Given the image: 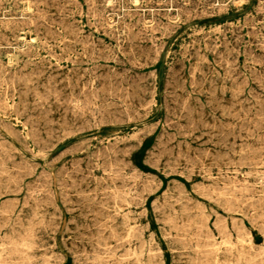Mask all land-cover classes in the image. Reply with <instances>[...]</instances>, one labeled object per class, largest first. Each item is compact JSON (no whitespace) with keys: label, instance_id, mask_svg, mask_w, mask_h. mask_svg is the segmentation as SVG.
I'll list each match as a JSON object with an SVG mask.
<instances>
[{"label":"rangeland","instance_id":"rangeland-1","mask_svg":"<svg viewBox=\"0 0 264 264\" xmlns=\"http://www.w3.org/2000/svg\"><path fill=\"white\" fill-rule=\"evenodd\" d=\"M47 1L0 0V264H264V0Z\"/></svg>","mask_w":264,"mask_h":264},{"label":"bare ground","instance_id":"bare-ground-1","mask_svg":"<svg viewBox=\"0 0 264 264\" xmlns=\"http://www.w3.org/2000/svg\"><path fill=\"white\" fill-rule=\"evenodd\" d=\"M43 1V0H42ZM47 1V0H46ZM63 1V0H62ZM95 1V0H94ZM147 1V0H146ZM150 1V0H149ZM159 1V0H158ZM168 1V0H167ZM185 1V0H184ZM207 1V0H206ZM205 1V2H206ZM262 1V0H261ZM40 2V1H39ZM38 2V3H39ZM48 2V1H47ZM60 2V1H59ZM68 2H70V1H68ZM74 2V1H73ZM106 2V1H105ZM152 2V1H151ZM6 3V2H5ZM30 3H31V1H30ZM36 3V2H35ZM42 3V2H41ZM169 3V2H168ZM185 3V2H184ZM207 3H209V2H207ZM2 5H3V3H1ZM37 4V3H36ZM65 4V3H64ZM94 4V3H93ZM107 4V3H106ZM166 4V3H165ZM181 4V3H180ZM183 4V3H182ZM181 4V5H182ZM195 4V3H194ZM67 5V4H66ZM71 5V4H70ZM103 5V4H102ZM179 5V4H178ZM259 5V4H258ZM264 5V4H263ZM24 6V5H23ZM32 6V5H31ZM69 6V5H68ZM93 6V5H92ZM123 6V5H122ZM9 7V6H8ZM28 7H29V5H28ZM60 7V6H59ZM118 7H120V6H118ZM159 7V6H158ZM183 7V6H182ZM191 7V6H190ZM262 7V6H261ZM103 8V7H102ZM178 8V7H177ZM194 8V7H193ZM238 8V7H237ZM29 9V8H28ZM188 9V8H187ZM200 9V8H199ZM214 9V8H213ZM217 9H218V7H217ZM92 10V9H91ZM182 10V9H181ZM181 10H180V12H181ZM190 10V9H189ZM188 10V11H189ZM256 10V9H255ZM261 10V9H260ZM14 11V10H13ZM38 11V10H37ZM44 11V10H43ZM191 11V10H190ZM4 12V11H3ZM41 12V11H40ZM118 12V11H117ZM144 12V11H143ZM149 12V11H148ZM147 12V13H148ZM153 12V11H152ZM159 12V11H158ZM185 12V11H184ZM200 12V11H199ZM258 11H256V13H257ZM34 13V12H33ZM45 13H47V12H45ZM105 13V12H104ZM186 14H187V12H185ZM204 13H205V8H204ZM74 14V13H73ZM89 14V13H88ZM102 14V13H101ZM131 14V13H130ZM181 14V13H180ZM190 14V13H189ZM188 14V15H189ZM213 14V13H212ZM53 15V14H52ZM81 15V14H80ZM90 15V14H89ZM134 15V14H133ZM144 15V14H143ZM153 15V14H152ZM161 15V14H160ZM184 15V14H183ZM192 15V14H191ZM203 15V14H202ZM248 15V14H247ZM252 15V14H251ZM264 15V14H263ZM41 16V15H40ZM70 16V15H69ZM103 16V15H102ZM136 16V15H135ZM138 16H140L139 15V13H138ZM195 16V15H194ZM37 17V16H36ZM93 17V16H92ZM119 17V16H118ZM166 17V16H165ZM199 17V16H198ZM253 17V16H252ZM48 18V17H47ZM58 18V17H57ZM80 18V17H79ZM88 18V17H87ZM127 18V17H126ZM132 18V17H131ZM153 18V17H152ZM178 18V17H177ZM196 18V17H195ZM249 18V17H248ZM262 18V17H261ZM33 19V18H32ZM90 19V18H89ZM101 19H102V17H101ZM109 19V18H108ZM139 19V18H138ZM254 19V18H253ZM260 19V18H259ZM42 20V19H41ZM53 20V19H52ZM122 20H123V18H122ZM144 20V19H143ZM160 20V19H159ZM158 20V21H159ZM187 20V19H186ZM22 21V20H21ZM32 21V20H31ZM94 21V20H93ZM106 21V20H105ZM131 21V20H130ZM157 21V22H158ZM162 21V20H161ZM249 21V20H248ZM52 22V21H51ZM61 22V21H60ZM64 22V21H63ZM135 22V21H134ZM180 22V21H179ZM178 22V23H179ZM238 22V21H237ZM14 23V22H13ZM42 23V22H41ZM45 23V22H44ZM74 23V22H73ZM82 23V22H81ZM101 23V22H100ZM107 23V22H106ZM127 23H129V22H127ZM167 23V22H166ZM169 23V22H168ZM239 23V22H238ZM18 24V23H17ZM40 24V23H39ZM52 24V23H51ZM64 24V23H63ZM140 24V23H139ZM158 24V23H157ZM160 24V23H159ZM240 24V23H239ZM246 24V23H245ZM254 24V23H253ZM14 25V24H13ZM22 25V24H21ZM78 25V24H77ZM92 25V24H91ZM170 25V24H169ZM173 25V24H172ZM190 25V24H189ZM261 25V24H260ZM264 25V24H263ZM1 26V25H0ZM15 26V25H14ZM61 26H62V24H61ZM93 26H95L94 24H93ZM120 26V25H119ZM127 26V25H126ZM167 26V25H166ZM176 26V25H175ZM42 27V26H41ZM47 27V26H46ZM49 27V26H48ZM51 27V26H50ZM58 27V26H57ZM67 27H68V25H67ZM115 27V26H114ZM118 27V26H117ZM124 27H125V25H124ZM139 27V26H138ZM164 27V26H163ZM180 27V26H179ZM252 27V26H251ZM253 27H254V25H253ZM89 28V27H88ZM111 28V27H110ZM122 28V27H121ZM120 28V29H121ZM147 28V27H146ZM153 29H154V27H152ZM167 28H168V26H167ZM243 28V27H242ZM246 28V27H245ZM264 28V27H263ZM8 29V28H7ZM70 29V28H69ZM78 29V28H77ZM111 29H113V28H111ZM161 29V28H160ZM163 29V28H162ZM236 29H238V28H236ZM117 30V29H116ZM125 30V29H124ZM156 30V29H155ZM164 30V29H163ZM171 30H172V27H171ZM241 30V29H240ZM239 30V31H240ZM50 31V30H49ZM71 31V30H70ZM83 31V30H82ZM154 31V30H153ZM165 31V30H164ZM170 31V30H169ZM175 31H176V29H175ZM237 31V30H236ZM247 31H248V29H247ZM15 32V31H14ZM17 32V31H16ZM39 32H40V30H39ZM66 32V31H65ZM150 32V31H149ZM161 32V31H160ZM208 32V31H207ZM250 32V31H249ZM53 33H54V31H53ZM56 33H59V32H56ZM107 33V32H106ZM113 33H114V31H113ZM112 33V34H113ZM162 33V32H161ZM210 33V32H209ZM262 33V32H261ZM62 34V33H61ZM126 34V33H125ZM128 34V33H127ZM165 34V33H164ZM246 34V33H245ZM264 34V33H263ZM54 35V34H53ZM58 35H60V34H58ZM74 35V34H73ZM116 35V34H115ZM138 35V34H137ZM148 35H149V33H148ZM163 35V34H162ZM209 35V34H208ZM254 35V34H253ZM3 36V35H2ZM130 36V35H129ZM134 36V35H133ZM141 36V35H140ZM146 36V35H145ZM154 36V35H153ZM152 36V37H153ZM161 36V35H160ZM258 36V35H257ZM1 37V36H0ZM70 37V36H69ZM77 37V36H76ZM112 37V36H111ZM148 37V36H147ZM240 37H241V35H240ZM4 38V37H3ZM61 38V37H60ZM59 38V39H60ZM135 38V37H134ZM207 38V37H206ZM259 38V37H258ZM45 39V38H44ZM52 39H53V37H52ZM80 39V38H79ZM116 39V38H115ZM120 39V38H119ZM130 39V38H129ZM141 39V38H140ZM151 39V38H150ZM238 39V38H237ZM5 40V39H4ZM89 40V39H88ZM149 40V39H148ZM196 40V39H195ZM240 40V39H239ZM249 40V39H248ZM182 41V40H181ZM193 41V40H192ZM215 41V40H214ZM263 40H261V42H262ZM77 42V41H76ZM103 42H104V40H103ZM140 42V41H139ZM197 42V41H196ZM200 42V41H199ZM198 42V43H199ZM210 42V41H209ZM250 42V41H249ZM260 42V43H261ZM13 43V42H12ZM84 43V42H83ZM117 43V42H116ZM197 43V44H198ZM211 43V42H210ZM229 43V42H228ZM246 43V42H245ZM7 44H8V42H7ZM55 44V43H54ZM78 44V43H77ZM91 44V43H90ZM95 44V43H94ZM98 44V43H97ZM96 44V45H97ZM152 44V43H151ZM156 45H157V43H155ZM193 44V43H192ZM214 44H216V43H214ZM213 44V45H214ZM237 44V43H236ZM248 44V43H247ZM259 44V43H258ZM45 45V44H44ZM68 45V44H67ZM83 45V44H82ZM104 45V44H103ZM136 45V44H135ZM134 45V46H135ZM246 45V44H245ZM261 45H263V44H261ZM52 46V45H51ZM69 46V45H68ZM73 46V45H72ZM93 46V45H92ZM109 46V45H108ZM201 46V45H200ZM211 46H212V44H211ZM227 46V45H226ZM256 46V45H255ZM264 46V45H263ZM31 47V46H30ZM141 47V46H140ZM205 47H207V45H205ZM238 47H239V45H238ZM245 47V46H244ZM67 48V47H66ZM136 48V47H135ZM143 48V47H142ZM181 48V47H180ZM199 48V47H198ZM197 48V49H198ZM201 48V47H200ZM261 48V47H260ZM98 49V48H97ZM140 49V48H139ZM148 49V48H147ZM235 49V48H234ZM252 49V48H251ZM60 50V49H59ZM58 50V51H59ZM63 50V49H62ZM76 50V49H75ZM87 50V49H86ZM100 50V49H99ZM98 50V51H99ZM107 50H109V49H107ZM111 50V49H110ZM116 50V49H115ZM120 50V49H119ZM133 50H135V49H133ZM188 50V49H187ZM206 50H207V48H206ZM212 50V49H211ZM254 50V49H253ZM38 51V50H37ZM51 50H49V52H50ZM131 51H132V49H131ZM181 52L183 51V50H180ZM185 51V50H184ZM190 51V50H189ZM196 51V50H195ZM56 52V51H55ZM100 52V51H99ZM159 52V51H158ZM181 52H180V54H181ZM191 52V51H190ZM220 52V51H219ZM227 52H229V51H227ZM238 52V51H237ZM250 52V51H249ZM252 52V51H251ZM28 53V52H27ZM35 53V52H34ZM53 53V52H52ZM85 53V52H84ZM88 53V52H87ZM126 53V52H125ZM134 53V52H133ZM150 53H151V51H150ZM234 53V52H233ZM236 53V52H235ZM246 53V52H245ZM78 54H79V52H78ZM99 54V53H98ZM102 54V53H101ZM112 54V53H111ZM117 54V53H116ZM121 54V53H120ZM127 54V53H126ZM132 54V53H131ZM142 54H143V52H142ZM228 54V53H227ZM250 54V53H249ZM56 55V54H55ZM110 55V54H109ZM189 55V54H188ZM250 55H252V54H250ZM249 55V56H250ZM29 56V55H28ZM88 56V55H87ZM90 56V55H89ZM99 56V55H98ZM111 56V55H110ZM109 56V57H110ZM147 56H148V54H147ZM198 56V55H197ZM196 56V57H197ZM244 56V55H243ZM253 56V55H252ZM251 56V57H252ZM256 56V55H255ZM255 56H253L254 58H255ZM91 57V56H90ZM129 57V56H128ZM234 57V56H233ZM41 58V57H40ZM113 58V57H112ZM131 58V57H130ZM135 58V57H134ZM141 58H143V57H141ZM140 58V59H141ZM146 58V57H145ZM198 58V57H197ZM206 58V57H205ZM222 58V57H221ZM220 58V59H221ZM44 59V58H43ZM70 59V58H69ZM72 59H74V58H72ZM120 59V58H119ZM196 59V58H195ZM219 59V60H220ZM235 59V58H234ZM251 59V58H250ZM42 60V59H41ZM97 60V59H96ZM108 60V59H107ZM155 60H156V58H155ZM217 60V59H216ZM237 60H238V56H237ZM28 61V60H27ZM129 61V60H128ZM157 61V60H156ZM179 61H180V59H179ZM218 61V60H217ZM228 61V60H227ZM1 62V61H0ZM74 62H76V61H74ZM78 62V61H77ZM124 62V61H123ZM139 62V61H138ZM201 62H202V60H201ZM229 62V61H228ZM233 62V61H232ZM243 62V61H242ZM88 63V62H87ZM210 63H211V61H210ZM225 63V62H224ZM245 62H243V64H244ZM252 63V62H251ZM262 63V62H261ZM19 64V63H18ZM81 64V63H80ZM89 64V63H88ZM140 64V63H139ZM152 64V63H151ZM239 64V63H238ZM246 64V63H245ZM27 65V64H26ZM138 65V64H137ZM200 65V64H199ZM202 65V64H201ZM231 65V64H230ZM241 65V64H240ZM207 66V65H206ZM226 66V65H225ZM2 67V66H1ZM0 67V68H1ZM6 67V66H5ZM10 67V66H9ZM42 67V66H41ZM46 67V66H45ZM140 67V66H139ZM205 67V66H204ZM228 67V66H227ZM231 67V66H230ZM246 67V66H245ZM259 67V66H258ZM31 68V67H30ZM59 68H60V66H59ZM97 68V67H96ZM132 68V67H131ZM18 69V68H17ZM21 69V68H20ZM27 69V68H26ZM68 69V68H67ZM125 69V68H124ZM226 69V68H225ZM245 69H247V68H245ZM250 69V68H249ZM5 70V69H4ZM74 70V69H73ZM137 70V69H136ZM230 70V69H229ZM257 70V69H256ZM25 71V70H24ZM38 71V70H37ZM76 71V70H75ZM84 71H85V69H84ZM111 71V70H110ZM128 71V70H127ZM173 71V70H172ZM202 71V70H201ZM211 71V70H210ZM247 71V70H246ZM259 71V70H258ZM264 71V70H263ZM31 72V71H30ZM86 72V71H85ZM92 72V71H91ZM115 72V71H114ZM126 72V71H125ZM129 72V71H128ZM200 72V71H199ZM202 72H204V71H202ZM260 72V71H259ZM6 73H7V71H6ZM43 73V72H42ZM174 73H175V71H174ZM207 73V72H206ZM36 74V73H35ZM122 74V73H121ZM136 74V73H135ZM177 74V73H176ZM180 74V73H179ZM200 74V73H199ZM204 74V73H203ZM221 74V73H220ZM42 75V74H41ZM49 75V74H48ZM86 75V74H85ZM106 75V74H105ZM119 75V74H118ZM128 74H126V76H127ZM215 75V74H214ZM13 76V75H12ZM34 76V75H33ZM38 76V75H37ZM65 76V75H64ZM81 76V75H80ZM95 76V75H94ZM115 76V75H114ZM117 76V75H116ZM262 76V75H261ZM25 77H27V76H25ZM30 77V76H29ZM39 77V76H38ZM123 77V76H122ZM205 77V76H204ZM247 77V76H246ZM256 77V76H255ZM20 78V77H19ZM28 78V77H27ZM31 78V77H30ZM29 78V79H30ZM51 78V77H50ZM49 78V79H50ZM68 78V77H67ZM85 78V77H84ZM126 78V77H125ZM124 78V79H125ZM130 78V77H129ZM176 78V77H175ZM264 78V77H263ZM7 79V78H6ZM15 79V78H14ZM17 79V78H16ZM22 79V78H21ZM64 79H66V78H64ZM80 79V78H79ZM104 79H105V77H104ZM143 79V78H142ZM145 79V78H144ZM153 79V78H152ZM184 79V78H183ZM202 79V78H201ZM228 79V78H227ZM257 79V78H256ZM261 79V78H260ZM76 80V79H75ZM91 80V79H90ZM252 80V79H251ZM78 81H80V80H78ZM106 81V80H105ZM204 81V80H203ZM216 81H217V79H216ZM2 82V81H1ZM4 82V81H3ZM23 82V81H22ZM27 82V81H26ZM125 82V81H124ZM133 82V81H132ZM142 82V81H141ZM180 82V81H179ZM182 82V81H181ZM239 82V81H238ZM255 82V81H254ZM259 82H261L260 80H259ZM264 82V81H263ZM69 83V82H68ZM121 83V82H120ZM135 83H137V82H135ZM193 83V82H192ZM203 83V82H202ZM210 83H212V82H210ZM209 83V84H210ZM215 83V82H214ZM236 83V82H235ZM12 84V83H11ZM10 84V85H11ZM23 84V83H22ZM57 84V83H56ZM62 84V83H61ZM73 84V83H72ZM138 84V83H137ZM177 84V83H176ZM197 84H198V82H197ZM240 84H243V83H240ZM261 84V83H260ZM7 85V84H6ZM30 85V84H29ZM47 85V84H46ZM87 85V84H86ZM109 85V84H108ZM108 85H107V87H108ZM139 85V84H138ZM232 85V84H231ZM71 86V85H70ZM75 86V85H74ZM101 86V85H100ZM116 86V85H115ZM118 86V85H117ZM116 86V87H117ZM122 86V85H121ZM136 86V85H135ZM173 86V85H172ZM200 86V85H199ZM214 86H215V84H214ZM224 86V85H223ZM236 86V85H235ZM26 87V86H25ZM47 87V86H46ZM96 87V86H95ZM106 87V88H107ZM130 87H132L131 85H130ZM145 87V86H144ZM174 87H175V85H174ZM173 87V88H174ZM2 88V87H1ZM20 88V87H19ZM32 88V87H31ZM66 88H68V86L66 87ZM70 88V87H69ZM72 88V87H71ZM86 88V87H85ZM88 88V87H87ZM125 88V87H124ZM128 88V87H127ZM139 88V87H138ZM172 88V89H173ZM202 88V87H201ZM263 88V87H262ZM8 89V88H7ZM33 89H35V88H33ZM32 89V90H33ZM61 89H63V88H61ZM103 89H104V87H103ZM134 89V88H133ZM145 89V88H144ZM28 90H30L29 88H28ZM89 90V89H88ZM102 89H100V91H101ZM126 90V89H125ZM202 90H204V89H201V91ZM254 90V89H253ZM66 91V90H65ZM98 91H99V89H98ZM105 91V90H104ZM129 91V90H128ZM146 91V90H145ZM200 91V90H199ZM232 91V90H231ZM248 91V90H247ZM23 92V91H22ZM26 92V91H25ZM46 92V91H45ZM56 92V91H55ZM59 92V91H58ZM73 92V91H72ZM79 92V91H78ZM133 92V91H132ZM141 92V91H140ZM175 92V91H174ZM211 92V91H210ZM209 92V93H210ZM240 92V91H239ZM39 93V92H38ZM119 93V92H118ZM129 93V92H128ZM139 93V92H138ZM183 93V92H182ZM212 93V92H211ZM210 93V94H211ZM7 94V93H6ZM14 94H15V92H14ZM22 94V93H21ZM34 94V93H33ZM95 94V93H94ZM150 94V93H149ZM225 94V93H224ZM28 95V94H27ZM53 95V94H52ZM70 95H72V93L70 94ZM76 95V94H75ZM81 95V94H80ZM110 95V94H109ZM116 95V94H115ZM119 95V94H118ZM125 95V94H124ZM234 95V94H233ZM241 95V94H240ZM1 96V95H0ZM43 96H44V94H43ZM51 96V95H50ZM61 96V95H60ZM84 96V95H83ZM102 96V95H101ZM113 96V95H112ZM147 96V95H146ZM185 96V95H184ZM210 96V95H209ZM217 96V95H216ZM231 96V95H230ZM239 96V95H238ZM237 96V97H238ZM250 96V95H249ZM4 97V96H3ZM87 97V96H86ZM103 97V96H102ZM108 97V96H107ZM135 97V96H134ZM133 97V98H134ZM179 97H181V96H179ZM241 97V96H240ZM256 97V96H255ZM254 97V98H255ZM48 98V97H47ZM62 98H64V97H62ZM66 98V97H65ZM94 98V97H93ZM100 98V97H99ZM114 98V97H113ZM210 98H212V97H210ZM214 98V97H213ZM256 98H258L259 100H260V98L259 97H256ZM255 98V99H256ZM28 99H29V97H28ZM61 99V98H60ZM69 99V98H68ZM128 99H130V97L129 98H127V100ZM139 99V98H138ZM205 99V98H204ZM225 99V98H224ZM13 100V99H12ZM11 100V101H12ZM27 100V99H26ZM85 100V99H84ZM95 100H96V97H95ZM103 100V99H102ZM141 100V99H140ZM206 101H207V99H205ZM215 100V99H214ZM235 100V99H234ZM243 100V99H242ZM241 100V101H242ZM63 101V100H62ZM75 101V100H74ZM218 101V100H217ZM225 101V100H224ZM25 102V101H24ZM38 102V101H37ZM77 102V101H76ZM97 102V101H96ZM187 102V101H186ZM208 102H210V101H208ZM234 102V101H233ZM64 103V102H63ZM68 103V102H67ZM83 103V102H82ZM82 103H81V105H82ZM89 103V102H88ZM92 103V102H91ZM211 103V102H210ZM239 103V102H238ZM246 103V102H245ZM40 104H42V103H40ZM97 104V103H96ZM108 104V103H107ZM18 105V104H17ZM48 105V104H47ZM84 105V104H83ZM141 105V104H140ZM154 105V104H153ZM200 105V104H199ZM85 106V105H84ZM101 106V105H100ZM210 106V105H209ZM220 106V105H219ZM243 106V105H242ZM250 106V105H249ZM60 107V106H59ZM64 107V106H63ZM68 107V106H67ZM67 107H66V109H67ZM89 107V106H88ZM87 107V108H88ZM103 107V106H102ZM213 107V106H212ZM216 107V106H215ZM73 108V107H72ZM76 108V107H75ZM80 108V107H79ZM97 108V107H96ZM109 108H111V107H109ZM219 108V107H218ZM232 108V107H231ZM43 109V108H42ZM65 109V110H66ZM78 109V108H77ZM89 109V108H88ZM100 109V108H99ZM107 109V108H106ZM206 109V108H205ZM210 109V108H209ZM228 109V108H227ZM25 110V109H24ZM49 110H51V109H49ZM109 110V109H108ZM211 110V109H210ZM225 110V109H224ZM245 110V109H244ZM76 111V110H75ZM82 111V110H81ZM93 111V110H92ZM95 111V110H94ZM98 111H100V110H98ZM106 111V110H105ZM110 111V110H109ZM114 111V114H115V112H117L116 110H113ZM122 111V110H121ZM126 111V110H125ZM132 111V110H131ZM134 111V110H133ZM196 111H198V110H196ZM233 111H235V110H233ZM249 111V110H248ZM253 111V110H252ZM42 112V111H41ZM78 112V111H77ZM101 112V111H100ZM135 112V111H134ZM177 112V111H176ZM213 112V111H212ZM224 112V111H223ZM44 113H45V111H44ZM81 113V112H80ZM113 113V112H112ZM112 113H111V115H112ZM39 114H42V113H39ZM46 114V113H45ZM98 114V113H97ZM102 114V113H101ZM103 114H104V112H103ZM107 114H109V113H107ZM138 114V113H137ZM178 114V113H177ZM195 114V113H194ZM84 115H85V113H84ZM83 115V116H84ZM233 115H235V114H233ZM241 115V114H240ZM195 116V115H194ZM80 117V116H79ZM230 117V116H229ZM255 117V116H254ZM77 118V117H76ZM112 118V117H111ZM138 118H140V117H138ZM199 118V117H198ZM224 118V117H223ZM261 118V117H260ZM50 118L48 117V120H49ZM82 119V118H81ZM102 119H104V118H102ZM113 119V118H112ZM117 119V118H116ZM133 119V118H132ZM5 120V119H4ZM44 120V119H43ZM47 120V119H46ZM119 120V119H118ZM137 120V119H136ZM205 120V119H204ZM248 120V119H247ZM263 120V119H262ZM2 121V120H1ZM78 121H79V119H78ZM87 121V120H86ZM115 121V120H114ZM219 121H221V120H219ZM245 121V120H244ZM59 122V121H58ZM83 122V121H82ZM252 122V121H251ZM261 122V121H260ZM55 123V122H54ZM66 123V122H65ZM229 123V122H228ZM227 123V124H228ZM247 123V122H246ZM258 123V122H257ZM208 124V123H207ZM39 125V124H38ZM229 125V124H228ZM244 125L246 126V124L244 123ZM262 125V124H261ZM49 126V125H48ZM203 126V125H202ZM215 126V125H214ZM219 127V126H218ZM237 127H238V125H237ZM242 127V126H241ZM44 128V127H43ZM50 128V127H49ZM220 128V127H219ZM222 128V127H221ZM68 129H70V128H68ZM83 129V128H82ZM245 129V128H244ZM28 130V129H27ZM47 130V129H46ZM45 130V131H46ZM235 130V129H234ZM222 131H223V129H222ZM233 131V130H232ZM53 132V131H52ZM230 132V131H229ZM37 133H38V131H37ZM47 133H48V131H47ZM219 133V132H218ZM231 133V132H230ZM254 133V132H253ZM224 134V133H223ZM204 135V134H203ZM206 135H208V134H206ZM209 135H211V134H209ZM214 135V134H213ZM227 135V134H226ZM241 135V134H240ZM253 135V134H252ZM0 136H2V135H0ZM215 136V135H214ZM223 136V135H222ZM233 136V135H232ZM63 137V136H62ZM220 137V136H219ZM216 138V137H215ZM253 138V137H252ZM39 139V138H38ZM210 139V138H209ZM224 139V138H223ZM237 139V138H236ZM249 139V138H248ZM256 140H260V138L259 139H256ZM210 141V140H209ZM261 141V140H260ZM260 141H259V143H260ZM43 142H44V140H43ZM46 142V141H45ZM44 142V143H45ZM207 142V141H206ZM264 142V141H263ZM203 143V142H202ZM209 143V142H208ZM225 143V142H224ZM223 143V144H224ZM229 143H230V141H229ZM255 143V142H254ZM216 144V143H215ZM219 144V143H218ZM243 144V143H242ZM241 145V144H240ZM242 147V146H241ZM4 147L2 146V149H3ZM43 148V147H42ZM242 148H244V147H242ZM261 148V147H260ZM182 149V148H181ZM251 149V148H250ZM252 149H254V148H252ZM263 149V148H262ZM198 150V149H197ZM196 150V151H197ZM230 150V149H229ZM171 151V150H170ZM217 151V150H216ZM219 151H221V150H219ZM232 151H233V149H232ZM253 151V150H252ZM257 151V150H256ZM259 151V150H258ZM261 151V150H260ZM4 152V151H3ZM6 152V151H5ZM227 152H229V151H227ZM174 153V152H173ZM233 153V152H232ZM237 153V152H236ZM244 153V152H243ZM255 153V152H254ZM254 153H252V154H254ZM8 154V153H7ZM99 154V153H98ZM190 154V153H189ZM213 154V153H212ZM212 154H210V155H212ZM234 154V153H233ZM257 154V153H256ZM260 154V153H259ZM201 155H202V153H201ZM241 155V154H240ZM239 155V156H240ZM183 156V155H182ZM209 156V155H208ZM214 156V155H213ZM216 156V155H215ZM214 156V157H215ZM228 156H230V155H228ZM252 156V155H251ZM199 157V156H198ZM207 157V156H206ZM213 157V158H214ZM253 157H255L254 155H253ZM176 158V157H175ZM187 158V157H186ZM191 158V157H190ZM195 158V157H194ZM220 158V157H219ZM238 158V157H237ZM246 158V157H245ZM89 159V158H88ZM181 159V158H180ZM215 159V158H214ZM239 159H240V157H239ZM242 159V158H241ZM176 160H179V159H176ZM221 160V159H220ZM229 160H231L230 158H229ZM243 160H245V159H243ZM111 161V160H110ZM187 161V160H186ZM191 161V160H190ZM197 161V160H196ZM234 162H236L235 160H233ZM255 161V160H254ZM158 162V161H157ZM177 162V161H176ZM188 162V161H187ZM230 162V161H229ZM96 163V162H95ZM156 163V162H155ZM241 163V162H240ZM262 163V162H261ZM157 164H159V162L157 163ZM195 164H196V162H195ZM227 164V163H226ZM234 164V163H233ZM239 164V163H238ZM245 164V163H244ZM253 164V163H252ZM1 165V164H0ZM255 165V164H254ZM97 166V165H96ZM156 166V165H155ZM211 166V165H210ZM226 166V165H225ZM245 166V165H244ZM4 167V166H3ZM23 167V166H22ZM109 167V166H108ZM189 167V166H188ZM212 167V166H211ZM249 167V166H248ZM2 168V167H1ZM112 168V167H111ZM203 168V167H202ZM201 168V169H202ZM255 168V167H254ZM253 168V169H254ZM5 169V168H4ZM69 169V168H68ZM207 169V168H206ZM245 169V168H244ZM250 169H251V167H250ZM257 169V168H256ZM3 170V169H2ZM176 171V170H175ZM220 171H221V169H220ZM187 172H188V170H187ZM205 172V171H204ZM264 172V171H263ZM2 173V172H1ZM29 173H30V171H29ZM31 173H32V171H31ZM181 173H183V172H181ZM252 173V172H251ZM62 174V173H61ZM192 174V173H191ZM30 175V174H29ZM136 175V174H135ZM236 175H237V173H236ZM248 175V174H247ZM252 176L254 175L253 173L251 174ZM255 175H257V174H255ZM45 176V175H44ZM60 176V175H59ZM241 176H243V175H241ZM250 176V175H249ZM251 176V177H252ZM260 175H258V177H259ZM263 176V175H262ZM189 177V176H188ZM1 178V177H0ZM43 178V177H42ZM101 178V177H100ZM112 178V177H111ZM132 178V177H131ZM250 178V177H249ZM257 178V177H256ZM94 179V178H93ZM103 179V178H102ZM225 179V178H224ZM236 179V178H235ZM253 179V178H252ZM263 179V178H262ZM44 180H46V178L44 179ZM95 180V179H94ZM112 180V179H111ZM228 180H230V179H228ZM227 180V181H228ZM233 180V179H232ZM63 181V180H62ZM96 181V180H95ZM104 181V180H103ZM146 181V180H145ZM219 181V180H218ZM84 182V181H83ZM212 182H213V180H212ZM230 182H231V180H230ZM97 183V182H96ZM146 183V182H145ZM232 183H233V181H232ZM238 183V182H237ZM78 184V183H77ZM113 184V183H112ZM149 184V183H148ZM244 184V183H243ZM1 185V184H0ZM4 185V184H3ZM76 185V184H75ZM79 185V184H78ZM106 185V184H105ZM156 185V184H155ZM235 185V184H234ZM251 185H253V184H251ZM6 186V185H5ZM17 186V185H16ZM103 186V185H102ZM149 186H151V184L149 185ZM180 186H181V184H180ZM241 186V185H240ZM254 186V185H253ZM4 187V186H3ZM18 187V186H17ZM38 187V186H37ZM41 187H42V185H41ZM143 187V186H142ZM224 187V186H223ZM75 188H77V186L75 187ZM156 188V187H155ZM225 188V187H224ZM224 188H221L222 190L224 189ZM241 188V187H240ZM36 189V188H35ZM110 189H111V187H110ZM148 189V188H147ZM177 189V188H176ZM226 189V188H225ZM230 189V188H229ZM238 189V188H237ZM245 189V188H244ZM262 189V188H261ZM36 190H38V189H36ZM95 190V189H94ZM97 190V189H96ZM125 190V189H124ZM172 190V189H171ZM213 190V189H212ZM234 190V189H233ZM235 190H236V188H235ZM240 190V189H239ZM256 190V189H255ZM111 191V190H110ZM150 191V190H149ZM137 192V191H136ZM237 192V191H236ZM238 192H240V191H238ZM19 193V192H18ZM106 193V192H105ZM180 193V192H179ZM259 193V192H258ZM97 194V193H96ZM110 194V193H109ZM131 194V193H130ZM167 194V193H166ZM247 194V193H246ZM2 195V194H1ZM64 195V194H63ZM83 195V194H82ZM81 195V196H82ZM122 195V194H121ZM220 195H221V193H220ZM219 195V196H220ZM228 195H230V194H228ZM232 195V194H231ZM240 195H242V194H240ZM252 195V194H251ZM262 195V194H261ZM41 196V195H40ZM67 196V195H66ZM85 196V195H84ZM93 196V195H92ZM91 196V197H92ZM137 196V195H136ZM183 196H185V195H183ZM253 196V195H252ZM68 197V196H67ZM111 197V196H110ZM115 197V196H114ZM116 197H118V196H116ZM135 197V196H134ZM230 197V196H229ZM264 197V196H263ZM113 198V197H112ZM261 198V197H260ZM67 199H69V198H67ZM66 199V200H67ZM88 199H90V198H88ZM92 199H94L93 197H92ZM218 199V198H217ZM231 199V198H230ZM234 199H236V198H234ZM37 200V199H36ZM101 200V199H100ZM108 200V199H107ZM113 200V199H112ZM146 200V199H145ZM237 200V199H236ZM41 201V200H40ZM68 201V200H67ZM247 201V200H246ZM256 201V200H255ZM5 202V201H4ZM29 202V201H28ZM35 202V201H34ZM99 202V201H98ZM124 202V201H123ZM199 202V201H198ZM226 202H227V200H226ZM236 202V201H235ZM39 203V202H38ZM237 203V202H236ZM120 204H122V203H120ZM153 204V203H152ZM253 204V203H252ZM101 205V204H100ZM114 205V204H113ZM230 205V204H229ZM256 205V204H255ZM117 206V205H116ZM173 206V205H172ZM261 206V205H260ZM250 208V207H249ZM43 209V208H42ZM72 210H74V209H72ZM103 210V209H102ZM254 210V209H253ZM169 211H170V208H169ZM229 211V210H228ZM33 212V211H32ZM136 212V211H135ZM174 212V211H173ZM176 213V212H175ZM116 214V213H115ZM86 215V214H85ZM145 215H147V214H145ZM176 215V214H175ZM36 216V215H35ZM87 216V215H86ZM106 216V215H105ZM252 216V215H251ZM103 217V216H102ZM175 217V216H174ZM79 218V217H78ZM104 218V217H103ZM96 220V219H95ZM99 220V219H98ZM123 220H124V218H123ZM97 221V220H96ZM121 221V220H120ZM125 221V220H124ZM123 221V222H124ZM207 221H208V219H207ZM122 222V223H123ZM196 222V221H195ZM98 223H100V222H98ZM174 223V222H173ZM176 223V222H175ZM242 223V222H241ZM249 223V222H248ZM182 225V224H181ZM180 225V226H181ZM242 225V224H241ZM262 225V224H261ZM86 226V225H85ZM101 226V225H100ZM100 226H98V227H100ZM179 226V227H180ZM188 226V225H187ZM196 226V225H195ZM194 226V227H195ZM214 226V225H213ZM32 227V226H31ZM77 227V226H76ZM198 227V226H197ZM196 227V228H197ZM200 227L202 228V226L200 225ZM81 228V227H80ZM264 228V227H263ZM78 230H80L79 228H77ZM127 230V229H126ZM202 230V229H201ZM67 231H69V230H67ZM125 231V230H124ZM130 231V230H129ZM187 231V230H186ZM191 231V230H190ZM76 232V231H75ZM200 232V231H199ZM83 233V232H82ZM114 233V232H113ZM112 233V234H113ZM140 233V232H139ZM144 233V232H143ZM181 233V232H180ZM197 233V232H196ZM195 233V234H196ZM109 234V233H108ZM193 234V233H192ZM115 235V234H114ZM198 235V234H197ZM204 235V234H203ZM100 236V235H99ZM104 236V235H103ZM141 237V236H140ZM189 237V236H188ZM4 238V237H3ZM97 238V237H96ZM100 238V237H99ZM108 238H111V237H108ZM198 238V237H197ZM222 238V237H221ZM226 238V237H225ZM82 239V238H81ZM116 239V238H115ZM184 239V238H183ZM186 239V238H185ZM202 239V238H201ZM176 240V239H175ZM182 240V239H181ZM205 240V239H204ZM210 240V239H209ZM208 240V241H209ZM231 240V239H230ZM239 240V239H238ZM102 241V240H101ZM116 241V240H115ZM190 241V240H189ZM214 242H215V240H214ZM218 242V241H217ZM107 243V242H106ZM186 243V242H185ZM219 243V242H218ZM232 243V242H231ZM220 244V243H219ZM234 244V243H233ZM26 245V244H25ZM99 245V244H98ZM262 245V244H261ZM232 246V245H231ZM190 247H192L191 245H190ZM233 247V246H232ZM231 247V248H232ZM84 248H86V247H84ZM198 248V247H197ZM217 248H218V246H217ZM95 249V248H94ZM192 249V248H191ZM214 249V248H213ZM230 249V248H229ZM233 249V248H232ZM235 249V248H234ZM237 249V248H236ZM241 249V248H240ZM103 250H105V249H103ZM195 250V249H194ZM203 250V249H202ZM201 250V251H202ZM207 250V249H206ZM206 250H204V251H206ZM226 250V249H225ZM98 251V250H97ZM203 251V252H204ZM263 251V250H262ZM99 252V251H98ZM149 252V251H148ZM213 252V251H212ZM219 252V251H218ZM228 252V251H227ZM111 253V252H110ZM109 253V254H110ZM129 253V252H128ZM88 254V253H87ZM112 254H115V253H112ZM199 254V253H198ZM208 254V253H207ZM211 254V253H210ZM230 254V253H229ZM263 254V253H262ZM6 255V254H5ZM232 255V254H231ZM238 255V254H237ZM123 256V255H122ZM207 256V255H206ZM143 257V256H142ZM208 257V256H207ZM232 257V256H231ZM99 258V257H98ZM197 258V257H196ZM240 258V257H239ZM122 259H124V258H122ZM193 259V258H192ZM262 259V258H261ZM121 260V259H120ZM226 260V259H225ZM108 261V260H107ZM201 261V260H200ZM247 261V260H246ZM121 262H123V261H121ZM206 262V261H205ZM238 262V261H237ZM99 263V262H98ZM246 263V262H245ZM253 263V262H252ZM263 263V262H262ZM192 264V263H191ZM208 264V263H207ZM230 264V263H229ZM238 264V263H237Z\"/></svg>","mask_w":264,"mask_h":264}]
</instances>
